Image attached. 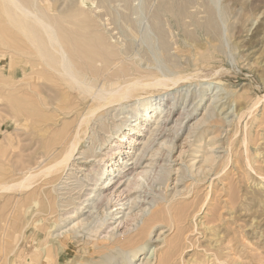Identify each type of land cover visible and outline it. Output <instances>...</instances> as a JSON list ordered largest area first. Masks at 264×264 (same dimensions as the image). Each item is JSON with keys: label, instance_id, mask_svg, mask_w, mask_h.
<instances>
[{"label": "rangeland", "instance_id": "rangeland-1", "mask_svg": "<svg viewBox=\"0 0 264 264\" xmlns=\"http://www.w3.org/2000/svg\"><path fill=\"white\" fill-rule=\"evenodd\" d=\"M37 3L43 16L48 14L52 22L67 29L74 45L92 44L99 56L105 50L100 56L109 58L104 66L116 61L131 69L132 77L153 74L163 79L178 78L174 84L169 82L170 87H151L147 89L150 94H143L155 95L152 99L163 98L165 110L153 117L146 130L136 133L138 150L154 136L158 138L148 149L142 168L149 169L151 161L173 144L167 163L171 171L166 186L159 181L165 178L164 171L154 177V189L145 185L142 195H146V202L151 205L145 203L135 209L137 221L121 236L135 234L158 211L156 216L161 220L153 217L155 225L146 228L153 242L160 240L153 245L154 249L157 244L152 264H160V259L167 256L170 264H264V0H38ZM4 4L3 8L1 0L0 263L32 264L33 258L35 264L42 261L73 264L71 259L85 260L89 254L83 250L96 246L86 233L75 238L60 234L64 250L48 252L49 258L37 247V231L45 233L50 222L56 219L59 222L60 210L52 215L46 212L44 203L50 199L61 202L66 196L61 193L65 190L60 189L64 186L59 182L62 178L45 182V177L38 176L28 189L16 185L25 173L46 163L47 157H41V151L51 150L50 154L53 151L55 154L68 139L70 126L77 124L74 114L67 109L72 97L64 86L56 84L59 79V82L45 81L46 88L36 87L37 93L31 97L29 70H25L26 46L30 43L27 34L4 11L7 7L14 16L13 4L8 0ZM47 6L45 13L43 9ZM28 17L35 21L34 15ZM135 101L132 99L106 118L110 127L115 120L120 129L118 134L127 129L122 121ZM164 119L176 128L166 130L165 135L156 132ZM132 124L133 128L137 126L135 121ZM97 125L89 129L75 153L90 149V136L96 130L105 134ZM110 135L106 145L115 133ZM53 139L56 146L45 145ZM78 155L74 156L79 163ZM82 174L79 172V176ZM64 176L62 181L66 179ZM49 194L58 195L54 198ZM33 198L43 200L45 212L41 211L42 206L40 210L35 207ZM70 221L59 222L60 231L54 234L69 229L79 220ZM204 223L214 226L218 247L207 244ZM80 225L79 222L77 226ZM44 239L48 242V238ZM50 243L42 240L40 244L47 247ZM175 244L180 245L176 248ZM102 245L96 248L100 251L98 255L111 247ZM153 249L140 254L135 263H145Z\"/></svg>", "mask_w": 264, "mask_h": 264}, {"label": "bare ground", "instance_id": "bare-ground-1", "mask_svg": "<svg viewBox=\"0 0 264 264\" xmlns=\"http://www.w3.org/2000/svg\"><path fill=\"white\" fill-rule=\"evenodd\" d=\"M5 1L7 0H3V8ZM8 2L14 6V16L10 14L12 11H10L7 7L4 11L7 13V16L9 15L13 18L11 19L13 23L18 24L15 26L17 28L19 26V29L21 28V31L27 34L26 39H28L30 43L27 44L28 47L26 46L27 60L25 70L26 72L29 70L27 79L29 84V93H32L31 97H34V92L37 91L36 87L43 88L48 84H46L45 81L59 82L60 80V82L56 84H58V86L61 84V86H64V88L69 91L67 92L68 96L71 95V101L73 102H71V105L67 107L69 110L68 113H71L72 115L74 114L75 121L77 122L76 125L70 126L69 137L67 140L63 138L66 141H64V145L59 147L58 152V148L56 149L57 153L55 154L54 151L53 154H50L51 150H47L45 152L44 150L43 152L41 151V157L44 156L48 159L45 160L46 163L43 162V165H40V169L36 171L30 170L28 173H25L16 183V185L24 189H28L33 183L37 182L36 178L38 179V176H43V179L45 177V182H53L54 180H59L61 178L63 180V174L66 176H64L66 178L64 181H59L64 183V186H61L60 189H64L65 192L62 190L63 192L61 193H63L64 196L66 195L65 197L62 196L63 199H59L61 202H55L56 200L51 199L49 201L47 196L45 200L48 201H46V203L43 202L46 207V211L43 210V208L45 209V207L42 206L43 200L41 201L33 198L34 201H32L35 203V207L37 206V209L42 206L41 211H46L52 215L60 210L58 216L59 222L66 220L75 221L76 219L79 221L69 229L61 231L58 234L54 233L55 231L56 233L57 231H60V228L58 227L59 222H56L57 219L50 222L49 232L47 231L48 235L45 234L47 232L42 233L40 230L37 231V236H39L37 247H39V249H43L45 251L44 253L47 254L46 257L49 258L50 251L64 250L62 244L63 241L58 238L60 234L67 233L75 238L76 235H84V233H86L96 246L93 250L88 248H86L87 250H83L85 251L84 253L89 254L85 260L80 259L81 257L75 260L71 259L70 262H73V264H84V261L86 262L85 264H136V258L140 254H144L148 248L153 249L154 243L160 241L156 240L153 242V237L149 236V233L146 231V228L150 227V224L155 225L152 223H154L153 220L157 219L156 214L158 211L155 215H152V213V217L149 216L145 225L138 231L136 230L137 232L135 234H129L128 237H122L121 235L124 236V233L130 231L133 226V222L137 221L138 214L134 213L135 209L143 207L146 205L145 203L151 205V202H146V195H142L145 185L147 184L153 187L154 177L159 175L162 171L165 172V178L163 180L159 179V181H161L163 185H167L168 177L171 171L168 169L167 163H169L170 153L172 151V147L174 146L171 144L170 150L166 153L159 154L158 157L151 161L150 166L146 165L149 169L145 167L142 168V164H144L146 160L148 149L152 148V145L158 138H155L156 136H154L153 139L149 140L145 144H142L143 147L138 150L137 146L139 145V136H137L136 133H139L142 129L146 130L153 117H156L159 114L161 115V113L165 110L162 102L163 98L157 100L152 99L155 95L144 96L143 94L149 93V90L147 89L151 87H170L171 83L169 82L172 81L174 84L178 78L169 77L163 79L159 75L153 74L132 77L131 74L133 73L130 72L131 69L127 70L128 68L126 69L125 67L119 65L116 61L111 65L109 64L108 66H104L103 63L109 58L100 57L103 55L101 54V51H105L102 49L103 46L100 45L102 50L100 51L99 56L98 50V53H96V51L93 50L94 48L91 46L92 44L89 46V42L87 43L88 47L85 46L89 49L82 46L80 47L82 42L80 45L79 42L78 44L76 43L77 45H74L75 40L74 38H68L66 28L52 22L48 14L47 16H43V12L37 8L38 0H31L29 3H26L24 0H8ZM83 2H85V0H83ZM47 5L49 6V2ZM48 6L45 8L43 7L44 9L41 7L45 13H47V8H49ZM28 14L34 15L35 21L28 17ZM73 27L75 28V26ZM78 31L80 30L78 29ZM99 44L102 43L99 42ZM108 47L111 48V45ZM80 49H86L87 51L85 50L84 52ZM90 49L93 51H90ZM257 53L260 54V52ZM90 54H93V56ZM96 55L99 56V58ZM254 58L257 59L256 56ZM137 71L140 72L139 70ZM132 99H135L136 101L133 103L131 111H127V114L122 121L123 125H127V129H125L122 134H118L120 129H118L119 126L116 124L115 120L114 122L112 120L113 123L110 127V124L108 123V125L106 122V118L108 115H112L113 111L118 110V108H122ZM132 110H135V113H133ZM134 117L135 120H132ZM132 121H135L137 125H134L135 128H133ZM167 121L168 120L165 119L163 122L160 121L161 123L158 121L160 124L156 128V132L165 135L166 130L169 131V129L175 128V126H169ZM96 123H98L97 129L99 128L101 131H104L105 134H100V131L96 130L99 132L95 131L93 135L90 136V138L92 137V145L90 149H81V151L75 153L79 142H81V140L88 135L89 129L91 127H95L93 125ZM168 126L169 128H167ZM138 127H140V129H138ZM111 132H114L115 136H113V140L110 141V144L106 145L111 138ZM114 137H119V139ZM60 141H62V138ZM57 144H60V142H57ZM45 145L50 148L56 146V139H53V142L50 141L47 144L45 143ZM98 148L101 149L100 152H97ZM126 153L127 155H124ZM74 155H78L77 159H80L81 162H76L77 160H75L76 158ZM79 172H82L83 174L79 176ZM6 188H10V186ZM154 188L155 187H153V189ZM49 195L50 197L53 196V194L52 196L51 194ZM57 195L53 197L56 198ZM151 200H155V198H152ZM128 202L131 203V206L127 205ZM153 203L155 204L156 202ZM126 206H128L131 211L129 210V212H125L124 209H129L126 208ZM146 209L147 207L144 210ZM162 214L163 213H161V215ZM153 217L156 219H152ZM158 220L161 219H157V221ZM41 221L42 219L38 220V223H41ZM79 222L81 224L80 227L77 226L79 225ZM203 228L205 230L207 244L212 248L218 247L220 242L213 232L214 226L204 223ZM45 237L48 238L46 241L51 242L47 247H43L48 243L45 242ZM113 237L116 238L112 241L111 239ZM160 237L161 236L159 235L158 239H160ZM42 240L45 243L44 245L40 244ZM103 243H105V245L108 244L111 247L107 252L105 251L98 255V252L100 251L96 248L103 246ZM178 245L176 246L175 244L176 248ZM156 247L157 244H155V248L151 251L145 263L139 264H152L155 259ZM105 248L103 247V249ZM6 257L8 256L6 255ZM30 262L35 264L33 258H31ZM43 263L45 262L42 261V264ZM160 264H170V258L167 256L160 259Z\"/></svg>", "mask_w": 264, "mask_h": 264}]
</instances>
